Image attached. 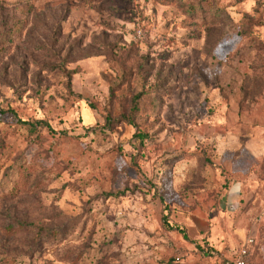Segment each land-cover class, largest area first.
Instances as JSON below:
<instances>
[{
    "label": "rangeland",
    "instance_id": "374dc122",
    "mask_svg": "<svg viewBox=\"0 0 264 264\" xmlns=\"http://www.w3.org/2000/svg\"><path fill=\"white\" fill-rule=\"evenodd\" d=\"M181 1L0 0V264H188L158 196L201 264H264V0Z\"/></svg>",
    "mask_w": 264,
    "mask_h": 264
},
{
    "label": "trees",
    "instance_id": "16d2710c",
    "mask_svg": "<svg viewBox=\"0 0 264 264\" xmlns=\"http://www.w3.org/2000/svg\"><path fill=\"white\" fill-rule=\"evenodd\" d=\"M163 1H165V0H163ZM172 1H176V0H166V3L169 4ZM187 1L188 0H182L180 4L183 8H185V10H186L185 12L189 13L188 15L190 17L204 18V17H207L209 14H212L211 10L206 9L205 0H194L191 4H189V9H188V7H186L188 5ZM187 9H188V12H187ZM139 98L140 97L137 96V98L135 99V103L138 101L137 99H139ZM5 113H6V111L0 109V115H3ZM8 113H12L14 115V117L16 116L15 112L12 110L11 111L9 110ZM18 124L21 127H24L30 133V135H36L41 129H43L45 127L49 128V125L46 124L44 121H41V120L23 121V120L18 119ZM140 138L144 139V136H140ZM172 159L178 160V159H181V157L178 155ZM20 173H22L21 178H19ZM17 174H18V179L15 181V187L12 188L13 193L12 194H6V195H8L7 197H10V195L15 196L16 194H18V191L22 187H24L29 181L30 173L27 170V168L22 169V171H21V169H18ZM20 180H22V182H20ZM154 200L159 201L161 204L160 222H161V229L163 230V232L164 233H166V232L178 233L181 235V237L183 238L184 241L189 242V243H193L196 245V247L199 251H204L203 247H201L197 243L193 242L189 238L187 230L182 225H180V224H178L172 220L171 217H172V213H173V208L171 207V205H169L166 202V200L164 198H162L161 196H158ZM154 202H151V203H154ZM208 251L212 252V250H208Z\"/></svg>",
    "mask_w": 264,
    "mask_h": 264
},
{
    "label": "crops",
    "instance_id": "0c3cea01",
    "mask_svg": "<svg viewBox=\"0 0 264 264\" xmlns=\"http://www.w3.org/2000/svg\"><path fill=\"white\" fill-rule=\"evenodd\" d=\"M239 186L237 185L235 187V185L230 189V191L228 192V194L225 196H222L220 198V200L217 202V205H216V202L213 200V199H210V200H207L200 197V200H199V203H200V206L197 207V209L193 212V215L191 216L195 221H196V224H197V227H199L200 225L203 226L205 224L206 221H211L210 219V216H211V213L212 211L214 210H219L220 212L224 213V212H237L239 210V201H240V198H241V192H240V188H238ZM201 191H205V189H201ZM180 194V197L183 196L182 192H179ZM186 205L184 203H172L171 204V207L173 208V212L175 211H178V212H182V211H187L188 208L185 207ZM176 223L182 225V226H187V224L185 223V221L179 219L178 221L177 220H174ZM200 232H202V230L200 229L199 230ZM189 236V235H188ZM201 236V235H200ZM199 238L197 239H192V240H195L197 242L198 245H201V243L198 241ZM203 239V238H202ZM189 246L188 249L190 251V256H188V261L187 263L188 264H201V261H204L201 257L200 254H197L196 252H193L191 249H195L197 251H199L196 247L195 244L193 243H190L188 244ZM212 246V244H211ZM189 255V254H188ZM233 257H230V258H226V259H231ZM206 259V258H205ZM209 260L207 261H211L212 263H218L222 260H220V258H217V257H211V258H207Z\"/></svg>",
    "mask_w": 264,
    "mask_h": 264
},
{
    "label": "built area",
    "instance_id": "2783aa9c",
    "mask_svg": "<svg viewBox=\"0 0 264 264\" xmlns=\"http://www.w3.org/2000/svg\"><path fill=\"white\" fill-rule=\"evenodd\" d=\"M140 35V33H139ZM263 219V217H262ZM254 244V239L249 238L243 244L242 248L240 249L239 253L233 256L231 259H223L218 263H211V264H252L251 263V246Z\"/></svg>",
    "mask_w": 264,
    "mask_h": 264
}]
</instances>
